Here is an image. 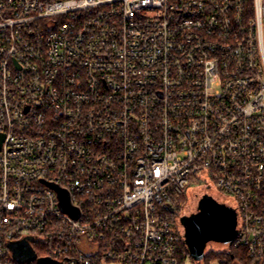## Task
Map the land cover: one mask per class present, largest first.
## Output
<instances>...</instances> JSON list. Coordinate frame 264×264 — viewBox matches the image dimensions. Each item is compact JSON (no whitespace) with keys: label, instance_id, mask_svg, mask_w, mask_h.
<instances>
[{"label":"built area","instance_id":"built-area-1","mask_svg":"<svg viewBox=\"0 0 264 264\" xmlns=\"http://www.w3.org/2000/svg\"><path fill=\"white\" fill-rule=\"evenodd\" d=\"M0 137V264H180L200 188L264 264V0H0Z\"/></svg>","mask_w":264,"mask_h":264},{"label":"water","instance_id":"water-1","mask_svg":"<svg viewBox=\"0 0 264 264\" xmlns=\"http://www.w3.org/2000/svg\"><path fill=\"white\" fill-rule=\"evenodd\" d=\"M0 137V143L2 142ZM67 196H63L66 202ZM66 208V207H65ZM230 208L220 205L209 195L201 198L198 212L191 216H184L181 223L185 228V243L194 262L203 261L205 251L210 243L231 244L237 236L236 218ZM18 258L35 259V254L26 243L14 248ZM41 264H50L42 261Z\"/></svg>","mask_w":264,"mask_h":264},{"label":"trees","instance_id":"trees-1","mask_svg":"<svg viewBox=\"0 0 264 264\" xmlns=\"http://www.w3.org/2000/svg\"><path fill=\"white\" fill-rule=\"evenodd\" d=\"M189 258H191L189 250L184 242L180 248V264H186ZM204 261V264H212V262L216 264H234V261L238 264H252V261L247 258L245 252L241 249H234L232 252L226 253L209 254L207 257L205 255Z\"/></svg>","mask_w":264,"mask_h":264},{"label":"rangeland","instance_id":"rangeland-1","mask_svg":"<svg viewBox=\"0 0 264 264\" xmlns=\"http://www.w3.org/2000/svg\"><path fill=\"white\" fill-rule=\"evenodd\" d=\"M204 194H207L205 189H195L190 193L189 200L187 202V205L183 211L184 216L192 215L196 212H198V202L202 198ZM228 251V247L226 245H222L220 243H211L207 246V249L205 251L206 257L209 254H215V253H226ZM205 261H201L200 264H204ZM186 264H193V260L189 258L186 262ZM212 264H216L212 262ZM234 264H238L236 261H234Z\"/></svg>","mask_w":264,"mask_h":264},{"label":"flooded vegetation","instance_id":"flooded-vegetation-1","mask_svg":"<svg viewBox=\"0 0 264 264\" xmlns=\"http://www.w3.org/2000/svg\"><path fill=\"white\" fill-rule=\"evenodd\" d=\"M205 195H209L211 198H213L220 205L221 208L224 207V208H228V209L230 208L231 210H233L232 215L236 218V224L238 226V222H239L238 213H237L235 205H234V203L232 201H230L227 197H225L223 195H217L216 196V195L207 193V194H204L203 196H205ZM200 200L198 202V207H199V204H200ZM189 216H191V215H189ZM213 243H215V242H213ZM200 262L201 261H199V262H194L193 261V264H200Z\"/></svg>","mask_w":264,"mask_h":264}]
</instances>
